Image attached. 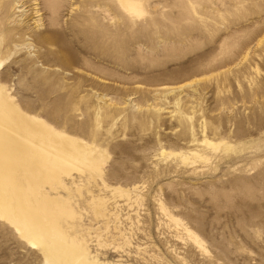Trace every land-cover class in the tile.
Masks as SVG:
<instances>
[{
	"label": "rangeland",
	"instance_id": "rangeland-1",
	"mask_svg": "<svg viewBox=\"0 0 264 264\" xmlns=\"http://www.w3.org/2000/svg\"><path fill=\"white\" fill-rule=\"evenodd\" d=\"M142 3L0 0L14 110L99 157L45 185L57 224L113 264H264V0ZM0 264L45 263L2 220Z\"/></svg>",
	"mask_w": 264,
	"mask_h": 264
},
{
	"label": "bare ground",
	"instance_id": "bare-ground-1",
	"mask_svg": "<svg viewBox=\"0 0 264 264\" xmlns=\"http://www.w3.org/2000/svg\"><path fill=\"white\" fill-rule=\"evenodd\" d=\"M118 1L129 15L145 13L143 0ZM1 105L6 108H0V221L8 222L28 245L40 249L45 264H113L92 255L89 248L76 237L69 239L58 226L52 207H61L70 202L62 200L61 196L50 197L45 190L46 184L53 188L64 186L62 174L69 177L73 170L82 173L87 169L93 175L101 176L102 171L97 163L99 157L89 159L88 154L93 153L91 148H85L86 153H83L75 139L52 131L49 125L42 124L44 128L41 125L32 127L33 124L27 120L29 116L14 110L13 97L6 85L0 82ZM14 112L21 120L17 125L7 120ZM220 144L209 142L214 148ZM188 157L182 154L184 160H188ZM112 190L130 199L142 197L138 186L123 188L118 185L112 186ZM160 205L164 207L162 202ZM68 211L72 209L68 208Z\"/></svg>",
	"mask_w": 264,
	"mask_h": 264
}]
</instances>
